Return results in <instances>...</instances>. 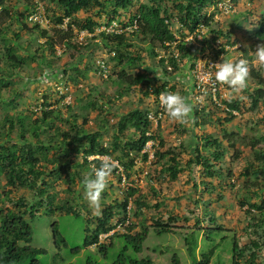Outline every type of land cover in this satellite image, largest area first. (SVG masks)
Returning a JSON list of instances; mask_svg holds the SVG:
<instances>
[{
  "label": "trees",
  "instance_id": "16d2710c",
  "mask_svg": "<svg viewBox=\"0 0 264 264\" xmlns=\"http://www.w3.org/2000/svg\"><path fill=\"white\" fill-rule=\"evenodd\" d=\"M37 1L39 0H19L17 2L0 0V36L3 41L8 40V44L4 47L3 64L0 62V264H18L27 259L37 264V256L44 254L46 250L31 247L33 230L30 222L35 220L43 208L50 207L49 210L52 212L58 208L68 213L79 214L71 205L70 199L77 200L79 194L83 195L80 189L84 187L82 180L86 173L80 167H85V170L89 171L88 155L113 156L116 154L126 171L134 168L139 157L144 161L148 158V153L142 152V149L149 138L145 132L150 122L147 111L140 107L126 114L123 113L119 117L115 124L117 127L111 146L104 145L102 129L109 123L107 117L109 109L107 110L106 106L110 105L112 100L111 94L99 93L97 84H89L82 90L80 89L81 94L77 93L75 96L74 107H67V112L63 105L59 106L57 98L55 100L54 91L31 97L32 106L37 111L30 105L20 108L19 104L23 98H27L24 91L28 89L22 72L26 67L31 66L32 57H38L40 54L41 63L52 67L57 60L55 56L58 44L64 45L65 52L74 49L83 54L84 50L94 44L95 39L100 38V42L110 47V51L113 49L116 51V55L112 57V60L116 62V82L125 86L126 90L138 83L144 84L149 88L153 87V93L158 96L160 92L168 91V89L164 83L157 84L161 80L157 79L155 71L164 70L168 76L172 74L174 81L178 79L184 81L181 75L180 60L185 62L186 58L189 59L185 65L191 68L189 64L190 61L193 63V60L190 57L199 51V47L190 44L185 38L200 24L205 23L209 26L213 34L211 41H215L219 36L227 38L233 44L240 40L237 36L231 35L237 23L228 22L224 26L226 30L218 27L212 28L214 13L208 15L207 8H219L223 0H148L141 2L134 13L127 15L130 18L127 23L123 22L122 26L126 28L137 20V30L142 34L143 41H147L146 47H138L130 41L125 31L117 32L110 29L98 31L103 25L109 27L112 22L120 20L122 11L135 6L134 0H41L51 19L50 28H43L42 23L38 21L31 27L26 21L28 14L38 6ZM81 10L88 12L89 15L79 16ZM256 10H258L257 7ZM66 17L70 18L67 29L58 27V25H63ZM15 22L21 25L16 26ZM175 22L179 25L176 29L174 28ZM72 25L94 33L89 45L77 42ZM255 28L256 32L250 35L249 40L255 39L264 43V14L256 22ZM236 29L240 30V26ZM10 30L13 32L12 37L8 35ZM33 30H37L41 37H45V41L39 42L41 37H36L34 40L31 35ZM26 33L29 34V38L24 42L21 38ZM209 41L210 39H207L206 44L212 46ZM33 47L36 49L32 50ZM240 48L242 52L246 51L244 46ZM200 49L203 48L200 47ZM250 49L253 51L256 49L254 44ZM160 51L164 52L161 57ZM214 52L219 56L221 53H226V50L222 46L214 49ZM71 56H74V53H71ZM226 56L229 58L230 53L227 52ZM240 58L251 60L252 53L244 56L240 54L233 59ZM146 59H148L147 62ZM2 60L0 57V61ZM169 66L172 67L170 71L167 70ZM74 67L75 73L70 76L72 82L78 84L80 78H83V81L88 79L87 72L80 70L79 61L74 63ZM250 80L255 81V88L251 91L246 88L249 91L247 109L255 111L259 105H264L263 68L250 65L248 87L251 85ZM241 101L240 97L225 101L230 108L226 110V122H231L236 117L233 110L242 111L244 104ZM202 105L203 103L198 104L193 109L191 117L196 124L200 119L203 123L207 122V119L202 117L207 107L201 108ZM212 107L215 113L223 111L222 107L216 104ZM262 120L264 122V115ZM92 121L96 125L95 128L91 127ZM187 124V122L177 124L179 133L187 130ZM128 128L134 131L126 133ZM160 132L163 135V130ZM222 138L216 134L206 135L199 139L193 136L187 142H181L180 147L193 152L186 163L192 174L195 167L202 170V183L209 177L224 176L225 167L220 165L225 160L227 150L221 148L224 139L229 144L228 148L234 149L236 154L243 153L240 145L248 149L247 163L242 171L247 179L240 184L238 194L239 207L244 210L247 220L242 227L241 235L217 221L214 210L209 208L210 201H207L209 204L207 210L197 208L198 211L193 218L194 225H185L184 227L189 229L183 231L184 228L174 225V222L179 220L180 214L171 217L170 221L164 220V208L167 207V203L159 196L162 193L161 188L148 185L145 191L130 186L128 190H124V197L121 198L114 197L117 193L116 185L109 181L103 195L114 199L107 204L104 200L102 201V205L106 206L97 216V225L93 232L85 238L84 245L96 244L101 233L116 226L114 224L115 215L124 212L125 215L121 219L124 221L127 212L130 211L131 216L141 221L140 229L136 231V225L128 224L126 231H118L110 237V242L117 237H123L127 242L119 256L110 264H155L150 257L138 259L128 253L130 246H133L136 252H141L150 229L157 235L177 229L175 232L182 234L192 264H264L262 258L264 253V133L258 136L251 133L241 135L238 131H227L224 128ZM163 145L162 140L161 146ZM155 156L156 162L162 165V171L172 180L186 170L174 150L168 149L165 152L156 150ZM78 157H81V162H76ZM96 162L98 164V158ZM116 172L118 168L113 171L114 175ZM154 174L156 175L157 172ZM150 177L153 180L156 179L153 174ZM225 177L230 180V186L236 185L235 182L231 183L232 173L229 172ZM66 183L68 187L61 190L66 195L59 198L60 191L57 190V185ZM76 184L79 187H76ZM198 186L194 183L193 188H198ZM204 186L205 190L214 191L215 189L212 184ZM188 191L191 190H187L186 197ZM149 196H153L157 201L154 205L157 211L147 217L149 213L145 210L150 206L147 202ZM66 197L69 198L66 199ZM252 198L255 201H251ZM199 201L201 202V199L194 200V204ZM130 203L131 208L128 211ZM192 212L194 209L191 210ZM181 215L184 219H189L186 214ZM147 218L151 219L152 225L145 222ZM52 229L56 234L58 231L56 223L52 225ZM244 239L246 241H243ZM110 246H113L112 242L109 246L103 244L101 250L107 251ZM88 264L106 263L90 260ZM171 264H180L175 254L171 258Z\"/></svg>",
  "mask_w": 264,
  "mask_h": 264
},
{
  "label": "rangeland",
  "instance_id": "374dc122",
  "mask_svg": "<svg viewBox=\"0 0 264 264\" xmlns=\"http://www.w3.org/2000/svg\"><path fill=\"white\" fill-rule=\"evenodd\" d=\"M148 0H134L135 6L132 7V10H135L136 7L141 3ZM21 6H19L20 8ZM256 7L258 10H256ZM264 0H237L234 8L229 15L222 19V23L224 26L228 22L237 23L235 30L233 31V35L237 36L239 40L236 47L242 45L246 48L245 52H242V48L236 49L230 53V59H233L235 56L241 54L249 55L253 52L250 47L254 44L256 47L260 42L255 39H250V35H254L256 32L255 24L261 19L264 14ZM86 13L83 12L82 16H85ZM16 26H19L18 22H15ZM213 25L218 27L216 22H213ZM177 23H175L174 28L176 29ZM240 26V30L236 29ZM242 28V29H241ZM250 30V32L248 31ZM13 36L12 30L8 32V35ZM32 38L35 40L36 37L40 38V34H38L37 30H33ZM29 38V35L24 34L22 37V41L26 42ZM133 39L138 40V36H134ZM45 38H40V41H44ZM85 41L90 42V39H86ZM8 44V41H6ZM141 46H147V42H142ZM1 46L0 48H2ZM35 47V46H34ZM32 48L34 50L35 48ZM108 47L104 45V43L100 42V39H96L92 47H90V51H94L97 55H106ZM87 53V49L84 50ZM71 53H74V56H71ZM98 56L93 57V59H89L88 55L85 54L82 56L78 51L71 49L68 51L64 57L62 58L61 64H64L65 61L70 63L78 59H82L83 65L90 64L92 66V70H90L87 75L89 76L87 80L83 81V85L86 87L89 84L98 85V91L102 92V94L107 95L111 94V98L114 100V104H110V107H113L114 110H128L136 105L144 106L147 102L140 101V94L134 89L130 90L128 94L123 96L122 101L118 100L117 95L119 92L123 91V86L117 83L115 80L106 81L105 84H101L98 79V75L95 73L96 68V60ZM186 60V59H185ZM148 59H146V62ZM95 62V63H94ZM186 62V61H185ZM183 62V63H185ZM182 63V64H183ZM109 65L113 69L114 62L109 60ZM36 61H34L31 66L25 69V74L23 75H33L35 73H39L36 68ZM184 72L188 71V66L183 67ZM264 71V68H263ZM112 72V70H111ZM74 73V70H72ZM113 73V72H112ZM163 76V70L160 71ZM116 75H114V78ZM188 78V77H187ZM185 77V80L187 81ZM189 79V78H188ZM251 85L247 87L249 91L254 90L255 81L250 80ZM42 85V84H41ZM49 86V84H47ZM28 89L24 91V94L27 95V98H23V101L19 104V107H28L31 104V97L35 94L33 87L30 86V83H27ZM43 86V85H42ZM227 87V86H226ZM180 92H183L185 87L180 85ZM228 91L231 92L229 95L231 97H240L242 99L243 109L241 112H238L237 116L231 121L226 122L225 116L227 113L218 112L215 113L212 107L206 109L204 117L210 118V122L206 125H201L198 127H206L204 130L207 132L215 133L219 138L223 139V129L226 128L227 131H238L241 135L246 134H255L258 136L261 133H264V122L261 121L262 116L264 115V105H259L258 109L255 111H249L247 107L249 106V91L247 89L234 93L230 88ZM182 94V93H181ZM111 119V118H110ZM193 118L191 117L186 122L187 126H194ZM177 126V121H173L168 116L164 120V130L163 134L166 138V149L173 148L178 158L182 161L183 166L186 170L181 173L177 179L172 180L168 176H166L163 172H159L160 164L154 165L151 168L149 167V171L151 173L158 172L155 180H149V176L142 175L145 177L142 182H140L139 186L142 190L147 189L148 183L152 185H156L157 188L162 189V193L159 195L161 199L165 200L167 203V207L164 208V220L170 221V218L174 215L180 214L179 220L174 222V225L177 227L184 228L183 231H187L189 228H185L184 226H192L194 225V216L197 213L198 209L202 208L207 210V201H210L211 205L210 209L214 210L215 215L217 216V221L227 226L228 229H233L238 232V235H241L243 232L242 227L246 223L244 210L239 207V189L240 184L245 182L247 179L242 172L247 163V154L249 153L248 149L243 145H240V149L243 150L242 154H236L234 149L228 148L229 144L226 139L222 142V149L226 150L225 160L221 162V166L225 167L224 176L218 177H209L207 180L202 183V170L198 167H195L194 173L192 174L188 168V161L192 153L190 150L182 149L180 147V143L182 141H188L191 139L194 133L198 137L202 135V129L196 130L195 127L191 130H188L185 134H179ZM92 126H95L92 124ZM177 128V129H176ZM166 129V130H165ZM178 130V133H177ZM114 133V129L111 127L107 133V136L110 137ZM179 139L181 141H179ZM155 164V163H154ZM81 169V167H80ZM156 169V170H155ZM84 173L87 174L88 170L82 169ZM232 173L233 177L231 178V183L235 182V186H230V180L226 179L225 175L228 173ZM150 178V177H149ZM4 181V180H3ZM115 183V181H114ZM194 183L198 184V188H193ZM212 184L215 187L214 191L205 190L204 185ZM76 187L78 184L75 185ZM68 187V184H58L57 190L60 191V198L66 195L63 189L65 190ZM79 187V186H78ZM81 187V186H80ZM188 191V196L187 195ZM81 191L85 193L84 187H81ZM119 194V188L116 189ZM122 195V193H120ZM222 195V198H220ZM69 197H66L68 199ZM58 199V198H57ZM65 199V198H64ZM201 199L197 204H194V200ZM71 205H73L74 209L78 211V215L74 213H68L64 210L56 209L55 211H50V207L43 208L35 220L30 222L33 230V241L30 243L32 248H42L45 249L46 252L44 254H40L37 256V264H88L91 261H99L102 263L110 264L114 261V259L119 256L120 251L127 243L123 237H117L114 240L113 246H110L107 251H102L100 247L97 246H89L86 247L84 245L85 238L89 233L93 231L95 228V216L91 209L88 206L87 200L85 196L80 195L76 199H70ZM81 201V203H79ZM251 201H255L254 198ZM58 203H60L57 200ZM147 202L150 204L146 208V213L149 215L157 211V207L155 208V203L157 202L153 196L147 197ZM153 204V206H152ZM198 208V209H197ZM194 209V212L191 213V210ZM181 214H186L189 216V219H184V216ZM200 214V213H199ZM148 225H152V221L150 218L145 219ZM56 223L57 225V233L54 234L52 225ZM131 224L136 225L135 230L138 231L140 229L141 221L134 216H131L130 220ZM126 229L122 228L119 231L124 232ZM177 230V229H176ZM165 233L162 235H157L150 229V233L146 237L143 242V246L141 252H136L133 246L129 247L128 253L133 254L138 259L142 258H151L155 264H171V258L175 254L180 261V264H192L187 252V247L184 243L183 236L181 233H176L175 231ZM134 231V233H136ZM201 237L203 235L201 231ZM65 239V241H62ZM243 241H246L244 239ZM264 259V253L262 255ZM18 264H33L31 259H27Z\"/></svg>",
  "mask_w": 264,
  "mask_h": 264
},
{
  "label": "clouds",
  "instance_id": "9594fccd",
  "mask_svg": "<svg viewBox=\"0 0 264 264\" xmlns=\"http://www.w3.org/2000/svg\"><path fill=\"white\" fill-rule=\"evenodd\" d=\"M11 1L17 2L19 0H11ZM230 1L231 2L229 3L228 0H223V3L219 5V8H215V7L207 8L208 15H211L212 13H214V17L212 20V28H217L216 26L213 25V22H216V24L218 25V28H222L223 30H226L224 25H222L223 24L222 19L232 12L237 0H230ZM37 3H38V6L36 7V9H34V11L28 14L26 21L32 27V25H34L35 22L37 21L30 20V17L36 12L37 9H41L43 10V14H42L43 20L38 21V22L42 23L43 28L49 27L51 25V19L49 18L47 14L46 6L41 0L37 1ZM18 5L21 6L20 3ZM138 6L136 7L135 10H132V7H131L124 12L122 11V16L120 17V20L112 22V24H110L109 27L103 25L101 29H98V31L105 30V29H110L111 31L116 30L117 32L125 31L130 41L137 44L138 47L141 46L142 42H147V41H143L142 34L138 32L137 30L138 21L134 20L133 24L128 25L126 28H123L122 26L123 22L127 23L130 18L127 15L134 13L137 10ZM225 6L227 8H225ZM83 12L86 13L84 17L89 15L88 12H85L84 10H81L79 12L80 15L79 13L78 15L83 17L82 16ZM69 21H70V18L66 17L64 19L63 25L62 26L58 25V27L67 29V25ZM72 27H73L74 35L76 37L77 42L82 45H89L90 42L85 41V40L88 38L91 39L94 36V33H90L88 30H85V29L81 30L76 25H72ZM134 30H137V31L133 32ZM201 30H203V32ZM231 35H233V31L231 32ZM134 36H138L139 39L138 40L133 39ZM211 36H213V34L211 33L209 26L206 25L205 23H202L198 26L196 30L190 32L185 38V40L189 42L190 44H194L195 46L199 47L198 48L199 51L190 57L193 60V63H191L190 61L189 66H191V68L188 67V71L186 72H184L183 67L184 66L186 67L185 63L188 62L189 59L186 58L185 63H183L182 59L180 60V64L182 67L181 75H183L182 78L184 81H181L179 79L178 81H174L175 78L172 77V74L171 76H168V74H166L164 70H163V74H164L163 76L161 75L160 72L155 71L157 79L161 80V82L157 84H163V83L166 84V88L168 89V91H162L160 92L158 96H156L153 93V90H154L153 87L149 88L145 86L144 84L138 83L137 85L127 90H126V87L123 86V91L119 92L117 95L118 100L122 99L125 94H128L130 90L135 88V90L140 94L139 100L142 102L147 100L146 101L147 103L144 106H141L138 104L125 111L114 110L113 107H110L107 104L106 106L107 110L109 109L108 110L109 112L107 114L109 123H107L108 125L102 129V134H103L102 142L104 143L105 146H111V141L114 137L113 136L114 133L112 134L111 137L109 135L107 136V133L109 131V128L111 127L115 131V128L117 127L115 124L117 123L119 117L123 113L126 114L129 111L135 108H138V107L147 111V117H148V121L150 122V126L146 130L145 134L149 138L146 142L145 147L142 149V152L148 153V158L146 161H144L141 157H139L136 160V164L134 165V168L132 170L126 171L124 166L117 159L118 157L116 156V154H114L113 156H108L106 154L105 155H100V154L88 155L89 171L87 172V174L84 175L83 180H82L85 193L82 192L81 189H80V192L83 194V196H85V199L87 200L89 208L91 209L92 213L95 215L93 217V219H95V226L97 225V216L102 213L103 208L106 206V205H102V201L104 200L105 203L107 204L108 202H111L114 199L113 197L110 198V196L103 195V193L106 191L108 187L109 181L111 182L115 181V185H116L115 190L119 188V192L122 193V195H120V193L119 194L116 193L114 197L123 198L124 190H128L130 186L142 190L141 187L139 186L140 182H142L143 179L145 178V177H142V175L150 177V175L153 174L154 176V173H151L149 171V167L151 168L152 166L159 164L156 162V156H155L156 150L163 151V152L168 151V149L173 150V148L166 149V143H167L166 138L163 132H162L163 135L160 134L161 133L160 131L164 130L163 124L167 116L173 121H177V124L179 122L181 123L186 122L188 119L191 118L194 106L198 104H202V103L203 105L201 106V108L207 107L208 109L209 107H212L213 104H216L222 107L224 113H227L226 110H230V108L227 106L225 101L229 99H233V97L229 95L231 92L228 91L227 87L230 88L234 93H239L245 90L248 87V80L250 77V65L259 66L261 68H264V43H260L256 46V49L252 52L251 60L246 59V58H240L238 60H234V59L228 58L226 55H227V52L231 53L234 50L239 49L242 46L240 45L239 47H236L239 41L233 44L230 41H228L227 38L225 39L223 36H219V38L216 39L215 41L213 40L211 41ZM41 38H45V37H41ZM207 39H210L211 42L210 41L209 42L210 44H212V46H209L208 44H206ZM39 42H41L40 39H39ZM5 45H7L6 41H3L2 36H0V47L3 46L2 48H0L1 60L3 59ZM222 46H224L226 53H221L219 56L215 55L214 49H219ZM90 47H92V44L87 48V53L83 52L82 56L87 54L89 59H93V57L98 56V58L95 59L96 60L95 73L98 75V79L100 80L101 84H105L106 81H109V80L116 81V78H117V73L115 72L116 62L112 60V57L116 55V51L114 49L110 51V47H108L106 55H102V53L100 55H97L96 52L90 51ZM200 47L203 49H200ZM56 50L57 51H56L55 57L57 60L54 63V66L47 67L46 64L41 63L39 59L40 58V54H39L38 57L35 56L34 58L33 57L31 58L32 63L36 61V65H37L36 68L39 71V73L38 74L35 73L33 75H23V76H24L25 81L27 83H30V86L33 87V90L35 91V94L33 96H37V95L39 96L44 93H51V91H54L55 100L57 98L59 102V106L63 105V108L66 110L67 107L69 106L74 107L76 103L75 96L77 95V93L81 94V92L79 91L80 89L82 90L83 88H85V86L82 84L83 78H80V82L78 84L72 82L70 79V76L74 74L76 70L74 67V63L76 61H79L80 70L86 71L87 73L90 70H92V66L88 64L89 62L86 65H83L82 59H78L70 63L65 61L64 64H61L62 58L67 52H65V48L63 44H58L56 46ZM160 54H161L160 55L161 57L164 55V52L160 51ZM176 54L179 55L178 53ZM194 55L196 56L194 57ZM205 56L218 60V62L213 65L215 67L214 82L216 84H219V89L216 94V99H218L220 103H218L215 100L213 91L209 84H207V88H206L207 90L206 89L202 90L201 87H198V84L196 83V74H195L196 72L194 70L196 68L198 59L201 57L203 58ZM158 58H159V55H158ZM109 60L114 62L113 69L109 65ZM0 62L1 64H3L2 63L3 60ZM122 67L123 65L120 66V69ZM25 69L22 72V74H25ZM170 69H172L171 66L167 68L168 71H170ZM72 70H74V73H72ZM111 70L113 73L111 72ZM136 70L138 69L136 68ZM114 75H116L115 78H114ZM185 77L186 78L188 77L189 79L187 78V81H186ZM207 80H208V75L206 73L202 74L201 81L206 82ZM47 84H49V86ZM180 85L185 87L183 92H180V89H179ZM99 93H102V92H99ZM111 100H112L111 103L114 104V100L112 98ZM30 101H31V104H30L31 108L37 111L36 108L32 106V102H33L32 99ZM50 108H52V106ZM233 112L237 116L238 112L240 111L233 110ZM204 118L207 119V122L203 123L202 119H200L199 123L197 124L194 121V119H192L194 126H192L191 129H190V126H187L188 127L187 130L179 134L181 135L185 134L188 130L192 131L194 127L196 130L202 129L203 130L201 132L202 135H199L197 137L196 134L194 133V135H192L191 137L195 136L199 139V138L205 137L206 135L215 134V133L205 131L204 129L206 127H198L201 125L208 124V122H210L211 120L210 118L207 117V115ZM92 124L95 125L93 121L91 123V127L95 128L96 125L92 126ZM174 125L176 126V124ZM159 128L160 130H158ZM133 131L134 129H131V128L126 129V133H132ZM177 133H178V130H177ZM162 140L164 141L163 146H161ZM179 141L181 140L179 139ZM169 156H171V154ZM96 158L99 159L98 164L96 162ZM76 160H77L76 162L82 161L81 157H78ZM117 168H118V172H116V175H114L113 171L116 170ZM81 169H85V167H81ZM158 171L163 172L162 165L160 166ZM149 177L148 179L153 181V179ZM148 185L151 187H156V185H152L151 183H148ZM130 208H131V203L128 206V211ZM124 215H125L124 212H121L120 214L115 215L114 224L116 226L107 232L101 233L99 236V241L96 244H92L90 246H97V247H100L101 249L103 244H106L108 246L110 245L111 242L112 244H114L113 239L111 242L109 241L110 237L115 235V233L118 232L120 229L122 228L126 229L128 224H131L130 223V220H131L130 211L127 212L126 218L123 221L121 219L123 218ZM86 247H89V246H86Z\"/></svg>",
  "mask_w": 264,
  "mask_h": 264
},
{
  "label": "built area",
  "instance_id": "2783aa9c",
  "mask_svg": "<svg viewBox=\"0 0 264 264\" xmlns=\"http://www.w3.org/2000/svg\"><path fill=\"white\" fill-rule=\"evenodd\" d=\"M230 3L231 1L228 0ZM225 8H227L225 6ZM43 10L37 9L36 12L30 17V20L34 21H42L43 20ZM109 30V29H108ZM204 30V29H203ZM203 30H201L203 32ZM200 37V35H199ZM218 60L212 59L208 56L201 57L198 59L196 68H195V74H196V83L198 84V87H201L202 90H205L207 88V84L211 86V89L213 91L215 100L220 103L218 99H216V94L219 89V84H216L214 82V72H215V67L213 64L217 63ZM207 74L208 75V80L206 82L201 81V75L202 74ZM106 76V75H105ZM207 90V89H206Z\"/></svg>",
  "mask_w": 264,
  "mask_h": 264
}]
</instances>
